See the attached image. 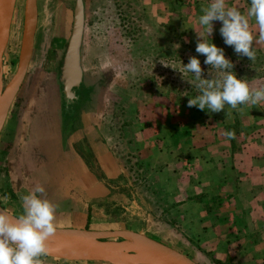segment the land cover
<instances>
[{"label": "rangeland", "instance_id": "374dc122", "mask_svg": "<svg viewBox=\"0 0 264 264\" xmlns=\"http://www.w3.org/2000/svg\"><path fill=\"white\" fill-rule=\"evenodd\" d=\"M75 1L36 0L32 54L0 133V201L7 209L12 198H18L15 183L35 187L48 175L44 170L38 176L18 173L26 167L29 171L36 170V165L30 162L29 149L31 141L39 137L37 120L58 125L57 136L54 133L49 138L56 139L64 149L56 154L61 157L59 161L67 152L61 120L68 109L59 80V62L72 33ZM225 2L238 9L247 2L242 8L245 14L250 7V0ZM83 3L78 84L84 87L86 99L82 100L85 105L79 116L77 111V118L94 138L96 151L84 131L77 133L75 151L80 157L78 162L95 176L99 191L105 195L103 199L109 196L101 221L88 222L83 229L138 231L177 249L198 264H225L211 254L199 235V238L189 236L186 228L191 223L179 220L180 212L173 211L176 201L193 194V190L187 189L197 187L195 181L202 175L205 161L209 160L210 166L217 169L221 160L218 155L226 153L221 171L227 176L234 175L235 154L241 156L239 160L245 161L247 167H264V102L240 105L237 109L226 105L219 113L187 106L199 90L194 87L192 73L179 71L182 65L186 66L190 57L195 56L201 62L202 79H213L217 74V70L204 64L206 57L196 52L197 34L204 31L199 16L210 0H83ZM24 4L25 0H16L14 5L3 53L2 90L16 71L23 45ZM249 20L258 40V25L253 18ZM212 24L208 40L224 50L226 58L234 64L232 71L237 78L246 79L253 87L264 86V42L254 44L256 56L251 61L224 43L219 31L222 22ZM143 129L156 136V143L151 142V135L142 142L137 140ZM226 131H234L235 139L226 138ZM60 168L57 163L54 177H60ZM165 183L175 184L176 192L179 190L177 198H171L174 194L166 189ZM209 192L203 189L193 197L206 198ZM240 193L237 196V191L226 190L218 194L215 190L210 199L214 203L232 197L237 199L234 204L239 199L242 205L244 193ZM260 198L264 201V192ZM137 212L140 223H132ZM41 259L44 264H108L50 256Z\"/></svg>", "mask_w": 264, "mask_h": 264}, {"label": "crops", "instance_id": "0c3cea01", "mask_svg": "<svg viewBox=\"0 0 264 264\" xmlns=\"http://www.w3.org/2000/svg\"><path fill=\"white\" fill-rule=\"evenodd\" d=\"M244 5H247V2H243L239 9H244ZM55 126H57L59 131L58 125ZM82 126L79 120L78 130H75L76 134L66 133L64 135V148L67 152L63 154L65 157L60 161L61 166H63L60 168V177L53 176L57 161L51 162L47 168L42 170L33 168L32 171H29V168L26 167L18 172L19 174L26 173L37 176L43 170L47 172V177H44L40 185L45 189L43 197L49 199L57 206L56 227L83 229L88 222H99L101 221L100 216L104 215V203L106 204L109 201V196L103 199L105 195L99 191V184L96 183L95 176L86 166H82L78 162L80 157L76 154L75 143L77 142V133H82ZM143 130L138 134L137 140L142 142V139L144 140L145 137L148 138L147 136L151 135L149 137L151 142L153 144L156 143V138H154L156 136L147 134V129ZM60 135H62L61 131ZM88 142L90 143L91 141L88 140ZM91 145L96 151L93 142ZM144 152L142 150V154ZM225 155L226 153H224ZM224 156L220 157L218 155L217 158H221V160L219 159L217 169L213 165L210 166L211 162L209 160H204L206 167L202 175L195 181L197 187L187 189L189 192L193 190V194L203 189L204 192L210 190L209 196L195 199L192 194L184 200L179 199L175 202L177 205L173 211L176 212L177 210V212H180V214L178 213L179 220L186 222L187 225L191 223L192 227L189 225L186 228L189 236L197 237L199 235L204 240L201 241L204 246L221 262L225 264H264V201L260 198L261 192H264V167H247L245 161L241 162L239 160L241 156L235 154L233 158L237 159L235 161L234 175L227 176L226 172L221 171L225 165L222 162ZM208 158L205 156V159ZM98 159H102L101 156H98ZM15 184V192L18 198H12L13 202H9L11 207L8 209L5 207V209L18 216L23 211L20 195H27L34 187L32 185L31 187L21 186L19 185L20 181ZM164 186L169 192L172 191L171 193L174 194L171 198H177L179 190L177 189L178 191L176 192L175 184L168 183L166 185L165 183ZM215 190L218 194L220 191L226 190H233L234 193L237 191V196L241 194L240 191H243L244 203L241 205L243 201L238 199V202L234 204L237 199L232 197L228 199L224 197L213 203L210 196L215 193ZM207 198L210 200H207ZM6 201L8 200L6 199ZM2 205L6 206L5 203H2ZM138 212L132 218V223H140V214ZM129 223L131 224V222ZM137 224L135 228L139 230V225Z\"/></svg>", "mask_w": 264, "mask_h": 264}, {"label": "clouds", "instance_id": "9594fccd", "mask_svg": "<svg viewBox=\"0 0 264 264\" xmlns=\"http://www.w3.org/2000/svg\"><path fill=\"white\" fill-rule=\"evenodd\" d=\"M202 13L199 25L204 31L197 34L196 52L206 57L204 64L217 70V74L213 79H202L201 62L195 56L190 57L186 66L182 65L179 71L192 73L194 87L199 90L198 95L188 100L187 106L219 113L226 105L237 109L240 105L264 102V86L253 87L246 79L237 78L232 71L234 64L226 58L224 50L208 40L213 32L212 22L220 21L219 31L224 43L233 46L238 55L255 60L254 44L264 42V0H250L246 14L237 7L227 6L225 0H210ZM249 18L258 25V40ZM224 135L235 139L234 131H226ZM44 193V187L37 184L24 195L21 198L23 211L18 216L0 210V264H44L41 257L48 254V241L57 231V206L44 198Z\"/></svg>", "mask_w": 264, "mask_h": 264}, {"label": "water", "instance_id": "95a60500", "mask_svg": "<svg viewBox=\"0 0 264 264\" xmlns=\"http://www.w3.org/2000/svg\"><path fill=\"white\" fill-rule=\"evenodd\" d=\"M15 2L16 0H0V133L27 71L37 25L36 0H25L23 45L19 52L16 71L8 85L2 90L3 53ZM83 22L84 3L83 0H76L72 33L59 62V80L66 109H68L67 100L74 95L73 86L79 82ZM2 209L6 210L0 205V210ZM111 239H120L121 242H109L108 240ZM47 256L108 264H198L177 249L146 236L142 232L129 229L91 230L57 227L55 235L48 241Z\"/></svg>", "mask_w": 264, "mask_h": 264}, {"label": "flooded vegetation", "instance_id": "af4514ba", "mask_svg": "<svg viewBox=\"0 0 264 264\" xmlns=\"http://www.w3.org/2000/svg\"><path fill=\"white\" fill-rule=\"evenodd\" d=\"M74 85V95L71 96L67 100V112L64 113V116H62V131L64 135L66 133L70 134H76L75 130L77 129V111L78 116L80 114L81 108H83V105H85L82 100L85 97V89L84 87H81V85ZM65 105V103H64ZM79 121V120H78ZM36 123V131L39 133V137L37 139L32 140L30 144L29 149V159L31 163H34L36 165V170H42L44 168H47L49 164L52 162H56L60 164V157H57L56 154L58 150L63 151L64 149L61 147L60 143L54 139L49 138L52 137L51 135L55 133L57 136L58 130L55 126V124L52 121H48L45 123V121H38ZM66 124V125H64ZM85 132L86 136L89 138L91 143L93 142V137H91V133L86 131L85 128L82 129V132ZM41 133V134H40ZM40 135H42L44 138H41ZM73 145V144H72ZM56 156V157H55ZM61 165V164H60ZM63 167V166H62ZM0 205L5 208L2 205V202L0 201Z\"/></svg>", "mask_w": 264, "mask_h": 264}, {"label": "bare ground", "instance_id": "6f19581e", "mask_svg": "<svg viewBox=\"0 0 264 264\" xmlns=\"http://www.w3.org/2000/svg\"><path fill=\"white\" fill-rule=\"evenodd\" d=\"M4 76V75H3ZM12 79V78H11ZM136 232H138V231H136Z\"/></svg>", "mask_w": 264, "mask_h": 264}, {"label": "trees", "instance_id": "16d2710c", "mask_svg": "<svg viewBox=\"0 0 264 264\" xmlns=\"http://www.w3.org/2000/svg\"><path fill=\"white\" fill-rule=\"evenodd\" d=\"M86 98L84 97V100H85Z\"/></svg>", "mask_w": 264, "mask_h": 264}]
</instances>
